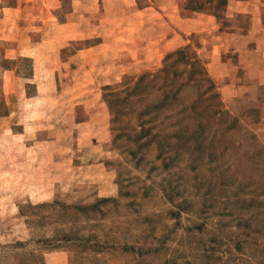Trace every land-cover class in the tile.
Wrapping results in <instances>:
<instances>
[{
    "label": "rangeland",
    "instance_id": "rangeland-1",
    "mask_svg": "<svg viewBox=\"0 0 264 264\" xmlns=\"http://www.w3.org/2000/svg\"><path fill=\"white\" fill-rule=\"evenodd\" d=\"M0 264H264V0H0Z\"/></svg>",
    "mask_w": 264,
    "mask_h": 264
},
{
    "label": "trees",
    "instance_id": "trees-1",
    "mask_svg": "<svg viewBox=\"0 0 264 264\" xmlns=\"http://www.w3.org/2000/svg\"><path fill=\"white\" fill-rule=\"evenodd\" d=\"M175 54L177 55V60H183V62H185L186 64H188L189 66V69L187 70V73L189 76L192 75V73L194 72V67L196 66V64L199 62V59L195 57V55H188V56H185V53L182 52L181 50H178L177 52H175ZM200 79V78H199ZM209 86H212V84L210 83ZM203 95V92L202 93H199L197 95V98H195V101L193 102V105L196 101H198L199 99L201 98H205ZM191 106L190 109H193L194 106ZM206 107V106H205Z\"/></svg>",
    "mask_w": 264,
    "mask_h": 264
}]
</instances>
